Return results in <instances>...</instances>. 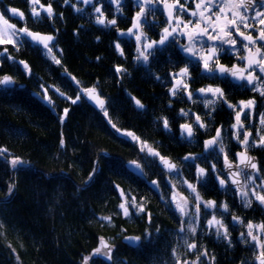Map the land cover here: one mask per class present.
<instances>
[{
	"label": "trees",
	"instance_id": "1",
	"mask_svg": "<svg viewBox=\"0 0 264 264\" xmlns=\"http://www.w3.org/2000/svg\"><path fill=\"white\" fill-rule=\"evenodd\" d=\"M40 2L52 3L56 14L63 13L62 19L55 16L57 28L53 27L57 33L53 51L61 63H54L46 50L26 37L17 40L18 51L11 44L0 45V75L9 73L25 83L24 88L0 90V264H83L103 238L116 246L111 264H178L180 255H189L181 241L187 233H180L178 222L176 225L169 180L193 178L186 170L188 162L182 161L176 174L167 173L159 158L141 151L138 142L125 135L133 133L161 156L178 161L190 151L179 130L187 120L180 115L181 109L187 112L188 105L179 93H170L176 66L173 56L166 50L143 63L135 58L134 43L128 42L124 59L115 47L116 35L110 36L96 23L97 1L77 17H73L75 0H69L70 4L63 0ZM29 6V0H0L5 15L15 7L28 12ZM106 6L104 1V11L110 10ZM65 7L70 11L67 15ZM90 11L94 20L89 18ZM84 22L86 30L80 28L75 35L78 24ZM26 23L31 27V18ZM49 25L37 28L49 30ZM20 61L29 65L31 74ZM117 66L127 72L117 74ZM41 85L49 89L53 105L42 98ZM93 86L107 100V117L80 91ZM77 94L81 99L75 104L66 99H75ZM133 94L146 104L144 109L135 106ZM65 108L69 113L61 123ZM165 117L170 130L163 127ZM113 124L123 136L114 132ZM12 157L26 163L14 169ZM134 161L142 166V175L130 170ZM133 197L144 212L131 207ZM122 202H127L129 216L119 208ZM208 219L206 215L201 219L203 227ZM129 234L143 237L139 247L123 242ZM208 240L214 264H252L247 259L251 248L234 236L230 243ZM91 264L110 263L93 258Z\"/></svg>",
	"mask_w": 264,
	"mask_h": 264
},
{
	"label": "flooded vegetation",
	"instance_id": "2",
	"mask_svg": "<svg viewBox=\"0 0 264 264\" xmlns=\"http://www.w3.org/2000/svg\"><path fill=\"white\" fill-rule=\"evenodd\" d=\"M98 2L95 8H101L103 12V17L106 20V24L103 25L105 30L107 31L110 36L114 33L116 35V41L114 44H119L120 49L123 50V57L126 58L125 49L126 44L128 42H133L135 48L136 40L135 35H127L128 29L132 27L134 18L136 17V13L140 10V4L137 3V0H120L119 5H117L116 0H93L92 3ZM104 1H107V6L110 10L104 11ZM169 6L175 5L173 9V16L179 17L181 21L187 22L189 20L192 21V24L189 25L187 29H184V24L181 23L178 27L177 33L170 37L169 40L164 45H156L152 51V55L156 53L164 52L168 50L169 54L173 56V64H175V69L172 72V76L175 73H178L181 68H188L190 73L189 77L185 80V82L189 85V90L193 91L194 95L192 99H188L187 93L183 90L179 92L183 101L188 105L187 108V120L182 122V124H192L194 130V137L186 138V145L189 147L190 151H188L181 160L186 164V170L193 175V178H181L176 180L170 189V196L172 200V204L174 209L176 210L175 203L173 201V195L176 191H180L179 193L185 194L183 197L189 199L191 212L194 213L195 211V203H194V194H192L187 185L184 181H188L191 184L196 185L197 191L202 196L204 201L213 200L216 201L217 205H220L222 202H226L229 206V212H224L221 208L217 207L215 209H205L203 205H201V218L199 221H196V217L193 218L195 220V224L197 227L196 234H193L188 225L191 222L190 220L186 219L185 216L181 217L180 213L176 212V225L177 222L179 224V231L180 233L186 232L185 238H182L181 241L183 243L185 251H188V256L185 257L184 255H180L182 258L179 261V264H182L185 261H196L200 264H214L215 262V255L208 247V238H211L214 242L217 240L222 241L224 238L217 237L215 233V229H210L207 226L203 227L201 223V219L206 216H209L210 219L213 214L216 215L217 219H222L224 224L228 228V232L231 236L240 242L241 244L247 245L249 248L250 246L253 247V243H249L250 237H247V227L246 224L250 221L253 225L260 224L264 222V206L260 205L259 202L253 199L252 206L250 208H245L243 206V201L241 200L240 196L236 191V187L231 183V180L228 179V173L225 170L224 165V153L219 151V145L213 146V148L209 150H205L204 142L211 139L216 135V129L220 128L222 130V141L225 145V153L228 154L229 160L235 165L238 163V157L236 156L237 153L244 151V146L239 143L235 136L236 129H233L231 126L236 123L235 115L236 112L241 111L243 105L240 104L241 101L247 102L248 100L254 99L256 101V106L254 108H246L241 113V123L244 125V128L240 129V140H243V133L244 131H249L253 135L250 137V143L255 140L259 141V136L257 135L258 130L264 129V125L260 123V114L264 113V97H261L259 92H254L251 90L252 86L247 85L246 81H236L234 78L225 75L224 77H220L218 73H206L203 69V60L199 58V55H192L184 51V46L189 43L188 37L186 34H181L180 30H183L185 33L190 32L194 29V25L197 20L200 19L199 15L192 16L191 11L196 10V4L199 0H179V3H176V0H166ZM41 3V2H40ZM83 0H75V3L72 5L73 8V17L82 16L81 12L84 13L85 8L91 4H85L81 7ZM207 3V0H205ZM222 3V0H214L210 9L205 12V15H212L213 13L219 12V6ZM52 4V3H51ZM70 4V3H69ZM47 6V4H43ZM180 5L184 6V9H180ZM106 6V7H107ZM132 7V10L129 7ZM30 7V6H29ZM38 10H40V6H36ZM53 7V6H52ZM147 15L142 17L141 19V26L139 29H134L133 31L139 34L141 31L146 34V36L150 40L158 41L161 38L162 30L165 27H168L169 30L173 27H177L176 19L174 18L171 24H168V15L167 10L164 7V3L154 2L152 4H148L145 6ZM16 9L20 10V8L15 7ZM119 8V10H117ZM76 9H80L77 11ZM30 10V9H29ZM204 6L202 5L199 11H204ZM111 11V15H110ZM257 11L264 12V0H255L252 4L251 8L245 13L248 16L247 23L252 25L251 27L245 28L243 23L238 21V26L240 31H243L245 35H252L254 38L258 37L260 28H264V25H260L258 19H252L255 16ZM70 11L65 7L66 15ZM91 12L89 13V18L91 16ZM25 18L23 20L17 19L14 22L19 27L27 26L31 31L45 33V34H54L56 36L55 44H57V33L55 32L57 28L54 20L45 19L40 23L35 22L31 18L30 11L24 12ZM63 14V13H62ZM94 14V12H92ZM100 16V13L95 12ZM45 15V13L41 10V16ZM29 16V17H28ZM31 18V27L26 23V21ZM55 18V17H54ZM232 12L227 11L225 14H222V18L220 20V25L222 26L226 20L232 19ZM264 18V17H262ZM116 20V25L112 26L107 24L109 20ZM212 19L215 20V15H212ZM90 20H94L90 18ZM50 24L49 26L51 29L42 30L37 28L39 25ZM203 26V23H202ZM33 27H36L37 30H34ZM86 25L84 23L78 24V29L74 31L75 35H78L79 29L82 28L84 31L86 30ZM229 31L232 32V38L237 40V44L234 46H230L227 44H222L220 42H213L209 41L207 37H204L202 40L196 42V47L200 48L201 44L203 45V52L200 55H208L210 47L215 44L217 48V56L218 61L210 62V66L214 67L215 63H219L220 65H224L228 68H232L233 65H237L240 68H243L247 63L246 60L239 59L240 56L248 55L247 50L244 49L243 44L247 43L244 41L242 37L235 31V28H229ZM211 31V29H209ZM123 33V34H121ZM215 34V33H213ZM23 36V35H22ZM27 39V38H26ZM19 40V38H18ZM22 40V38H21ZM30 41V39H28ZM31 42V41H30ZM33 45V43L31 42ZM253 52L255 51L256 47H261L262 52H264V41L257 40L255 45H249ZM40 47V46H39ZM42 48V47H41ZM223 49V50H221ZM119 51V50H118ZM136 52V51H135ZM120 53V51H119ZM48 54V53H47ZM136 52V56H137ZM149 56V59L152 57ZM143 63V60H140ZM24 68V67H23ZM247 75V73H245ZM255 75L260 76L264 79V73H260L259 69L255 70ZM179 79V77H178ZM175 83V80L172 77V85ZM208 85H212L213 87L219 86L224 90L226 100L236 105L235 109L229 108L224 101H218L214 107L205 108L204 101L213 99L211 94L202 95L197 89L206 87ZM211 113V115H209ZM180 115L182 113L180 112ZM199 115L201 120L207 125L206 128H201L197 125L195 121V116ZM181 132V128L179 127ZM260 134H264V131H261ZM191 150L193 152H191ZM192 154L193 156L198 157L195 161H185L183 158L188 155ZM247 155L255 158V162H257L258 167H260L261 171L256 173L254 170L251 169H242L243 175L241 176V183H243V179L245 176H254L255 183L249 181L247 187L250 190L253 187H257L261 180H264V147H249L247 151ZM181 160H176L179 163V170H181L182 165L180 164ZM215 164L217 172L220 174V179L227 180V187L221 188L218 183L217 173L211 171V165ZM197 167L206 169V175L201 180H197L196 173ZM235 169V168H234ZM175 185V188H173ZM181 188V189H179ZM257 190L264 193V188L257 187ZM251 198V197H250ZM233 217H239L243 223L239 221H234ZM183 223V231H181ZM176 228H174L175 230ZM241 233H244L245 236L242 238ZM254 235H260L261 240H264V232H261L258 228H253ZM189 240V241H188ZM195 243L197 245L196 248L190 249L188 247L189 244ZM207 251V255H203V253ZM259 249L251 248V256L247 258L252 264H258L255 260V256L258 254ZM199 257V259H197ZM245 261V260H244ZM245 264V263H243Z\"/></svg>",
	"mask_w": 264,
	"mask_h": 264
},
{
	"label": "snow or ice",
	"instance_id": "3",
	"mask_svg": "<svg viewBox=\"0 0 264 264\" xmlns=\"http://www.w3.org/2000/svg\"><path fill=\"white\" fill-rule=\"evenodd\" d=\"M65 4L69 3V0H63ZM93 0H83V3L85 4H91ZM154 2L164 3V7L167 10L168 15V24H171L173 19H176L177 27H173L171 31L168 27H165L162 30L161 38L158 41L150 40L145 33L142 31L137 34L134 32V29H139L141 26V19L142 17H145L147 15L146 12V5L152 4ZM214 0H207V3H205V0H199V2L196 4V10L191 11L192 16L199 15L200 19L196 21L194 25V29L190 32L185 33L183 30L181 31V34H186L189 40V43L184 46V51L192 54L194 56L199 55V58L203 60V69L206 73H218L220 77H224L225 75H228L232 78H234L236 81H246L247 85L252 86L251 90L254 92H259L261 97H264V79H262L260 76L255 75V70L259 69L260 73H264V52H262L261 47H256L255 51L253 52L252 48L249 45H255L257 43V40L264 41V28H260L258 37L254 38L252 35H245L243 31H240V28L238 26V21L240 23L244 24L245 28L251 27L252 25L247 23L248 16L245 14L252 6V4L255 2V0H222V3L219 6V12L213 13L212 15H215L216 19H212V15H205V12H207ZM117 5H119L120 0H116ZM137 3L140 4V10L136 13V17L134 18L133 25L131 28L128 29V34L135 35L136 40V52L137 56L135 57L136 60H143L144 62H148L149 56L152 55V51L156 45H164L170 37H173L178 30V27L181 23L184 24V29H187L189 25L192 24V21L189 20L187 22H183L180 20V18L173 16V9L175 5L169 6L166 2V0H137ZM176 3H179V0H176ZM30 4V14L31 18L39 23L42 22L44 17L41 16V11L37 9V5L40 6V9L46 14V17L51 21L54 19L56 15H59L60 18H63V14H56L54 12V9L52 7V4L49 3L47 6L40 3V0H29ZM204 6V11H199L201 6ZM180 9L183 10L184 6L180 5ZM77 11H80V9H76ZM119 10V8L117 9ZM8 11L11 13L12 16L17 17L20 20H23L25 18L24 12L16 9V8H10ZM227 11L232 12V19L226 20V22L221 26L220 20L222 18V14H225ZM95 12L100 13V16L97 17L96 23L105 25L106 20L103 17V12L101 11V8L97 7L95 8ZM264 12L257 11L255 13V16L252 17V19H258V22L260 25H264ZM203 23V26H202ZM107 24H110L112 26L116 25V20H109L107 21ZM229 28H235V31L239 34L240 37L243 38L244 41H247V43L243 44L244 49L247 50L248 55L246 56H240L239 59L246 60L247 63L243 68L238 67L237 65H233L232 68H228L224 65H220L218 62L215 63L214 67L210 66V62L212 61H218L217 56V48L215 44H213L208 52V55H200V53L203 52V45L201 44L200 48L196 47V42L199 40H202L204 37H207L209 41L213 42H220L222 44H227L230 46H234L237 44V40L235 38H232V32L229 31ZM211 29V31H209ZM215 33V34H213ZM123 34V33H121ZM23 35L28 37L33 43L37 44L38 46L42 47V49L46 50L48 55L51 57V59L56 64H60V59H57L54 55H52L53 47L55 46L56 37L54 35H44L39 32H33L31 31L27 26L22 28H17L15 24H10L9 20L5 18L3 13H0V45L4 44H11L14 47H16L17 51L19 50L17 40L18 38ZM99 39V38H97ZM116 49L120 51V55H123V50L120 49V45H115ZM223 50V49H221ZM62 52V50H60ZM4 52H7V49H4ZM8 59H12V57H8ZM99 59V58H98ZM20 64L23 65L24 69L28 71L29 74H31V69L29 68V65L24 62L20 61ZM117 74L120 73H126L127 70L123 69L120 66H117L115 69ZM247 73V75H245ZM190 73L188 71V68H181L178 73H175L173 75V79L175 80V83L173 84V87L170 89V93L173 96H176L179 92L182 90L187 93L188 99H192L194 93L193 91L189 90V85L185 82V80L189 77ZM179 77V79H178ZM75 80V78H72ZM13 83V79L10 76H3L0 77V85H10ZM77 84H79V81H76ZM41 88L43 90V99L49 104L53 105V101L51 97L48 96V88H45L43 85H41ZM57 93H59L61 96H65L64 93L60 92L59 89H55ZM81 92L92 102L96 104L103 112L104 115L107 117L108 112L107 108L105 106L106 102L104 99L101 98L99 92L97 91L96 86H93L91 88H81ZM199 93L202 95H208L211 94L213 99L205 100L204 106L205 108L214 107L218 101H224L229 108L235 109L236 105L229 103L226 100L224 90L220 88L219 86L213 87L212 85H208L206 87L197 89ZM66 99L71 100L73 104L77 103L81 97L79 94L76 95L75 99L71 97H66ZM135 100V106L138 109H144V105L135 98H132ZM240 104L243 105V108H241V111L236 112L235 115V121L231 127L233 129H236L235 136L237 140H239V143L244 146V151L237 153L236 156L239 158L237 164H233L229 158L228 154L225 153V145L222 141V130L220 128L216 129V135L212 137L211 139L204 142V148L205 150H209L213 148V146L219 145V151L221 153H224V165L225 169L228 172V179L231 180V183L235 185L236 191L238 195L240 196L241 200L243 201V206L245 208H250L253 203V199L255 201L259 202L260 205L264 206V193L257 190V187L264 188V180H261L260 184L257 187H253L250 190L248 189L247 185L249 181L252 183H255V177L254 176H245L243 179V183H241L240 177L243 175L242 169H251L254 170L256 173H259L261 171L260 167H258L257 162H255V158L248 156L247 151L249 147H264V134H260L262 130L257 131V135L259 136V141L253 140L250 143V137H252V133L249 131H244L243 133V140H240V129L244 128V125L241 123V113L246 108H254L256 106V101L254 99L248 100L247 102L241 101ZM64 114L63 116H60L61 123L65 120L69 113V109L65 108L63 110ZM181 113L184 116L188 115V112L181 109ZM211 115V113H209ZM111 122V121H110ZM199 127L206 128L207 125L201 120V117L199 115L195 116L194 121ZM260 123L264 125V113L260 114ZM115 128V124L112 125ZM163 127L166 130L169 129V122L168 119L165 117L163 118ZM181 128V137L184 138L185 136L187 138L194 137L195 133L193 130L192 124H182L180 126ZM119 131V129H117ZM125 135L131 137L134 141L139 142V138L136 137L133 133H125ZM61 146L64 145V140L61 138ZM141 151H147L148 154L154 158H159L160 163L166 168L169 172L176 171L177 165L174 164L171 160H169L166 157L161 156L157 151H155L153 148L147 145L146 142H142ZM3 153L0 152V155ZM198 157L193 156L192 154L186 155L183 159L185 161H195ZM26 162L23 161L19 157H13L10 160L11 166L15 169L19 165H23ZM139 168V165H137ZM235 168V170H233ZM211 171L214 173H217L218 183L221 186V188L227 187V180L226 179H220L219 173L217 172L216 165H211ZM95 170L93 173L89 175V180L93 178ZM206 175V169L197 167V173L196 177L197 180L203 179V177ZM184 183L187 185L188 190L194 194V203H195V211L192 213L196 217V221L198 222L201 218V205H203V208L205 209H215L217 207L221 208L224 212H229V206L226 202H222L220 205H217L216 201L209 200L204 201L202 196L197 191V187L194 184L189 183L188 181H184ZM153 184L155 185L156 182L153 181ZM14 188V185L10 186L8 189L9 194L12 193ZM173 188H175V185H173ZM121 196H124V192L121 190ZM251 197V198H250ZM173 201H176L175 194L173 195ZM176 210L180 213L181 217L188 216L189 213V200L187 198H183L182 203L177 202L176 203ZM131 207L135 208L137 212H144V207L142 204L138 205L136 203L135 198L133 197L131 200ZM119 208L122 210L124 216H129V206L127 202H122L119 205ZM149 220H151V214H148ZM103 219L109 220L110 217H104ZM234 221H239L240 223H243V221L239 217H233ZM207 225L210 229L214 228L215 233L217 237H223L225 240H228L229 243L231 242L230 234L228 232L227 226L224 224L222 219H217L216 215L213 214L211 219L207 220ZM246 227L248 229L247 231V237H250L249 243H253L254 248H258V254L255 256V260L258 262V264H264V240H261L260 235H254L253 234V228H258L261 230V232H264V222L253 225L252 222H248L246 224ZM189 230L196 234L197 227L195 223H190L188 225ZM181 231H183V223L181 227ZM245 236L244 233H241V237L243 238ZM127 240L130 242H139L141 240V237H126ZM188 247L190 249L196 248L197 245L195 243L189 244ZM112 250L113 246H110L107 242H105L103 239H101L100 247H97L92 255H100L103 254L106 258L109 260L112 259ZM203 255H207V251L203 253ZM91 259V257H85L83 260V264H88V261ZM199 259V257L197 258ZM179 264V262H178ZM184 264H187V261L184 262ZM195 264V262H194Z\"/></svg>",
	"mask_w": 264,
	"mask_h": 264
},
{
	"label": "water",
	"instance_id": "4",
	"mask_svg": "<svg viewBox=\"0 0 264 264\" xmlns=\"http://www.w3.org/2000/svg\"><path fill=\"white\" fill-rule=\"evenodd\" d=\"M34 32V31H33ZM41 34H44V35H54V34H45V33H41ZM127 35H129L128 34V32H127ZM55 36V35H54ZM56 37V36H55ZM31 41V40H30ZM32 42V41H31ZM33 43V42H32ZM33 44H35V43H33ZM37 45V44H36ZM5 75H7V76H10V77H12V79H13V83L12 84H10V85H0V90L1 89H4V88H17V89H19V88H24L25 87V83L24 82H20V81H17L11 74H9V73H5V74H1L0 75V77H3V76H5ZM98 91V90H97ZM99 92V91H98ZM100 94V93H99ZM100 96H101V98L102 99H104L105 100V102H106V104H105V106H107V100L100 94ZM83 97L85 98V100L92 106V107H94L97 111H102L98 106H96V104L94 103V102H92L91 100H89L84 94H83ZM132 98H135V99H138L145 107H146V104H144L142 101H141V99H139L136 95H132ZM134 100V99H133ZM134 103H135V100H134ZM144 107V108H145ZM140 110H142V109H140ZM117 129H119V128H117V127H113V130H114V132L118 135V136H123L124 135V132H122L120 129H119V131H117ZM163 157H166V158H168L169 160H171L174 164H176L177 165V170L176 171H172V172H169L166 168H164V166L160 163V161H159V164H160V166H161V168L165 171V172H167V173H170V174H174V173H176V172H178L179 171V163L175 160V159H173L172 157H170V156H163ZM137 165H139V168L137 167ZM129 168H130V170L133 172V173H135V174H137V175H142L143 174V168H142V166L140 165V163H138V162H136V161H134V162H130V164H129ZM226 170V169H225ZM233 170H235V169H233ZM227 171V170H226ZM228 173V172H227ZM240 179H241V177H240ZM234 187H235V185H234ZM126 237H141V240L139 241V242H130L129 240H127L126 239ZM103 240L105 241V242H107L110 246H113V250H112V259L111 260H109L108 258H106L103 254H100V255H91V259H93V258H101L102 260H104V261H106L107 263H113V260H114V255H115V252H116V246L111 242V241H109L108 239H106V238H103ZM142 241H143V237L141 236V235H139V234H129V235H126L124 238H123V242L125 243V244H127V245H129V246H131V247H133V248H137V247H139L140 246V244L142 243ZM91 259L88 261V264H91Z\"/></svg>",
	"mask_w": 264,
	"mask_h": 264
},
{
	"label": "rangeland",
	"instance_id": "5",
	"mask_svg": "<svg viewBox=\"0 0 264 264\" xmlns=\"http://www.w3.org/2000/svg\"><path fill=\"white\" fill-rule=\"evenodd\" d=\"M21 11L22 12H24L22 9H21ZM40 11H41V9H40ZM0 13H3V15L5 16V18H7L8 20H9V23L10 24H15L16 26H17V28L19 29V28H21V27H19L15 22H14V20H17L18 18L17 17H14V16H12L11 15V13L9 12V15H5L4 14V12L0 9ZM14 20H13V19ZM23 37H26V36H20L19 37V40H21V38H23ZM27 39H29L28 37H26ZM33 45H36V44H33ZM36 46H38V45H36ZM53 49H54V47H53ZM47 53V52H46ZM48 55V54H47ZM52 55H54L55 56V54H54V51L52 52ZM49 56V55H48ZM50 57V56H49ZM22 68H23V65H22ZM27 71V70H26ZM28 72V71H27ZM138 144L140 145V147H142V142L139 140V142H138ZM149 146V145H148ZM141 149V148H140ZM143 152H147V151H143ZM148 153V152H147ZM13 158V157H12ZM11 158V159H12ZM10 159V160H11ZM182 161L183 160H181V163H182ZM177 173V172H176ZM176 173H174V174H176ZM169 179H171V178H169ZM179 179H181V178H179ZM176 180H178V179H174V180H169V183H170V185H172ZM179 189H181V188H179ZM180 191L178 190V191H176V193H175V196H176V201L174 202L175 203V205H176V203L177 202H181L182 203V201H183V196L185 195V194H182V193H179ZM189 200V199H188ZM191 205H190V201H189V215L188 216H185V218L186 219H188V220H190L191 222H193V223H195V220H193V218L195 217L192 213L193 212H191V207H190ZM250 248H252V250H253V247H251L250 246ZM194 262H195V264H200L199 262H196V261H191V260H189V261H187V264H194ZM182 264H184V262L182 263Z\"/></svg>",
	"mask_w": 264,
	"mask_h": 264
}]
</instances>
